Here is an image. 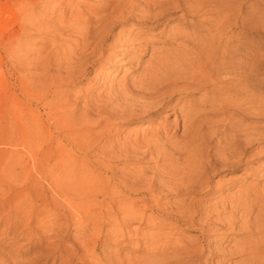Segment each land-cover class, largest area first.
I'll return each instance as SVG.
<instances>
[{"label": "rangeland", "instance_id": "1", "mask_svg": "<svg viewBox=\"0 0 264 264\" xmlns=\"http://www.w3.org/2000/svg\"><path fill=\"white\" fill-rule=\"evenodd\" d=\"M136 1L96 61L67 24L112 0H0V204L20 211L0 205L3 264H264V0H176L185 10L162 15V0ZM207 152L210 174L195 173ZM60 157L108 180L109 195L74 198L96 203L81 225L49 183ZM120 201L143 215L120 224Z\"/></svg>", "mask_w": 264, "mask_h": 264}, {"label": "bare ground", "instance_id": "2", "mask_svg": "<svg viewBox=\"0 0 264 264\" xmlns=\"http://www.w3.org/2000/svg\"><path fill=\"white\" fill-rule=\"evenodd\" d=\"M115 2V4H111V3H109V4H106V6H111L110 8V11L108 12V13H106V14H103V15H96L95 16V19L93 20V21H90V23L89 22H87L86 21V19H84V17H82V19L81 20H83V21H78V20H75V21H70L71 22V24H67V27L68 26H70V25H72L71 27H73L74 29H73V33H77L78 34V36L81 38V43H82V50H84V56H86V55H92V56H89V57H91V58H93L94 60H99L98 58L99 57H101L102 56V52H99L98 54H95V56L93 57V55H94V53H95V51H97L98 49H100L102 46H104L105 44H104V42L107 40V39H109L110 37H111V35H110V30H111V28H112V26L113 25H115V23H120V22H118V20H120V21H123V20H125V19H127L128 18V16H130L132 13H133V9H135L134 7H135V5L137 4V1L136 0H112V3H114ZM191 5V4H190ZM192 7V6H191ZM190 7V8H191ZM201 7V6H200ZM153 8H154V11H156V13L157 14H159V15H162L163 14V12H166V11H173L174 9H176V10H178V9H183V10H185L184 8H182V4H178L177 3V1L176 0H162V2H160V3H157V4H154L153 5ZM189 8V9H190ZM130 9V10H129ZM201 9V8H200ZM98 10V9H97ZM191 10H193L192 8H191ZM102 11H104V9L102 10ZM190 11V10H189ZM197 13V12H196ZM81 17V16H80ZM62 22V21H61ZM69 22V21H68ZM65 23V22H64ZM65 25V24H64ZM66 27V26H65ZM90 29H94L93 31H90ZM120 31H122V30H120ZM75 33V34H76ZM130 34H131V32H130ZM130 34H128L127 36V38L124 40V41H132V40H136V39H134V38H130ZM77 36V37H78ZM118 37H121L119 34L117 35ZM78 40V39H77ZM80 43V42H79ZM104 44V45H103ZM134 44H136L137 45V43H134ZM138 44H140V43H138ZM138 46V45H137ZM133 47H135L134 45H133ZM104 48V47H103ZM203 51V50H202ZM104 52V51H103ZM199 53V52H198ZM163 60H164V58L161 56V57H159L158 58V60L156 61V66H155V68L154 69H159L160 70V68L162 67V65H163ZM167 62V61H166ZM169 63V62H168ZM165 64V63H164ZM179 65H181V63L179 64ZM192 65V64H191ZM172 67V66H171ZM223 67V66H222ZM165 68V67H164ZM168 68V67H167ZM166 68V69H167ZM174 69H175V67H174ZM167 71V70H166ZM165 70L163 71V73L164 72H166ZM175 71V70H174ZM198 71V70H197ZM197 71H195V73L197 72ZM205 71V70H204ZM147 72V71H146ZM150 72V71H149ZM169 72H171V71H169ZM182 72V71H181ZM200 72H201V69H200ZM199 72V73H200ZM218 72V71H217ZM152 73H154V71L152 72ZM199 73H196V74H199ZM181 74V73H180ZM202 74V73H201ZM146 75H148L147 73H146ZM208 75V74H207ZM171 76V75H170ZM176 76V75H175ZM197 76V75H196ZM201 76V75H200ZM199 76V77H200ZM203 76H204V73H203ZM148 77H150V76H148ZM154 77V76H153ZM153 77H151L152 79H153ZM165 77V76H164ZM180 77V76H179ZM186 77V76H185ZM155 78H156V75H155ZM197 78H198V76H197ZM217 78V77H216ZM141 79H142V77H141ZM167 79V78H166ZM171 79V78H170ZM183 79V78H182ZM208 79V78H207ZM214 79V78H213ZM179 80V79H178ZM177 80V81H178ZM197 80V79H196ZM218 80V79H217ZM147 81H148V79H147ZM174 81V80H173ZM181 81V80H180ZM198 81V80H197ZM205 81V80H204ZM141 82V81H140ZM152 82L153 81H151L150 83H151V86H152ZM160 82H161V80H160ZM170 82H171V80H170ZM208 82V81H207ZM223 82V81H222ZM146 83H148V82H146ZM145 83V84H146ZM157 83H159V82H157ZM166 83V82H165ZM173 83V82H172ZM199 83V82H198ZM206 83V82H205ZM214 83V82H213ZM220 83V82H219ZM154 84L156 85V83L154 82ZM179 84V83H178ZM183 84V83H182ZM201 84H203L202 83V81H201ZM162 85V84H161ZM166 85V84H165ZM171 85V84H170ZM209 85H210V83H209ZM214 85V84H213ZM147 86H148V84H147ZM157 86V85H156ZM175 86V85H174ZM182 86V85H181ZM185 86V85H184ZM188 86V85H187ZM191 86V85H190ZM211 86H212V84H211ZM150 87V86H149ZM148 87V88H149ZM161 87V86H160ZM173 87V86H172ZM148 88H144V89H148ZM153 88V87H152ZM157 88V87H156ZM180 88V87H179ZM187 88V87H186ZM160 89V88H159ZM164 89V88H163ZM171 89V88H170ZM177 89V88H176ZM185 89V88H184ZM141 90V89H140ZM183 90V89H182ZM209 90H211V89H209ZM54 91V90H53ZM157 91H158V89H157ZM58 92H59V90H55L54 91V95H56V94H58ZM164 92H166V91H164ZM168 92H169V94H172L171 93V91H169L168 90ZM153 93V92H152ZM151 93V94H152ZM156 93V92H155ZM41 94V93H40ZM154 94V93H153ZM41 96H43V95H41ZM44 98V97H43ZM221 100H222V98H221ZM218 101H220V100H218ZM214 102H215V100H214ZM134 103V102H133ZM222 103H220L219 105H221ZM223 105V104H222ZM225 105V104H224ZM223 105V106H224ZM65 106V105H64ZM66 106H68V105H66ZM213 106V105H212ZM222 107V106H221ZM185 108V107H184ZM224 108V107H223ZM67 109V108H66ZM182 109V108H181ZM218 109H220V108H218ZM186 111H187V109H186ZM198 111V110H197ZM182 113V112H181ZM185 113V112H184ZM188 113H189V111H188ZM195 113V112H194ZM183 114V113H182ZM203 114V113H202ZM196 115H197V113H196ZM90 116V115H89ZM220 116V115H219ZM218 116V117H219ZM224 116V115H223ZM99 117V116H98ZM231 118V117H230ZM195 119V118H194ZM221 119H223V118H221ZM87 120V119H86ZM187 120V119H186ZM191 120V119H190ZM189 120V121H190ZM192 120H193V117H192ZM191 120V121H192ZM201 120V119H200ZM218 120V119H217ZM216 120V121H217ZM83 121V120H82ZM166 120H164V122H165ZM183 121V120H182ZM188 121V122H189ZM190 121V122H191ZM213 121V120H212ZM233 121V120H232ZM74 122V121H73ZM72 122V120H71V123H73ZM189 122V123H190ZM68 123V122H67ZM69 123H70V119H69ZM68 123V124H69ZM83 123V122H82ZM188 123V124H189ZM193 123V122H192ZM198 123H199V120H198ZM201 123H202V121H201ZM235 123V122H234ZM74 124V123H73ZM72 124V125H73ZM167 124V123H166ZM187 124V125H188ZM214 124V123H213ZM216 124H220V122L219 123H216ZM250 124V123H249ZM82 125H84V124H82ZM162 125V124H161ZM160 125V126H161ZM215 125V124H214ZM58 126V125H57ZM75 126V125H74ZM164 126V125H163ZM163 126H162V128H163ZM192 126V125H191ZM80 128H81V126H80ZM158 128H159V126H158ZM165 128H166V126H165ZM253 128H254V126H253ZM161 129V128H160ZM62 129H60V131H61ZM162 130H164V129H162ZM166 130V129H165ZM164 130V131H165ZM168 130V129H167ZM186 130H188V128L186 129ZM182 131H184V129L182 130ZM159 132H161V131H159ZM184 132H186V131H184ZM215 132V131H214ZM164 133V132H163ZM167 133H168V131H167ZM254 133V132H253ZM150 134V133H149ZM160 134H162V133H160ZM250 134V133H249ZM159 135V134H158ZM198 135V134H197ZM150 136H151V134H150ZM150 136H149V139H148V141H155L157 138H159L160 136H153V134H152V138L150 139ZM192 136V135H191ZM193 136H195V135H193ZM226 136V135H225ZM245 136V135H244ZM144 137V139H146L147 137L146 136H143ZM146 137V138H145ZM189 137V136H188ZM247 139L249 138L248 136L246 137ZM192 139L194 140V138L192 137ZM196 139V138H195ZM140 140V139H139ZM139 140L137 139V141H138V143H139ZM158 140V139H157ZM172 140V139H171ZM170 140V141H171ZM175 140V139H174ZM226 140V139H225ZM135 141V140H134ZM147 141V140H146ZM162 141V140H161ZM173 141V140H172ZM192 141V140H191ZM197 141V140H196ZM142 142V141H141ZM151 142V143H152ZM206 142V141H205ZM211 142V141H210ZM216 142V141H215ZM219 142V141H218ZM221 142L222 141H220V144H221ZM228 142V141H227ZM233 142V141H232ZM235 142V141H234ZM241 142V141H240ZM136 143V142H135ZM146 143V142H145ZM149 143V142H148ZM150 143V144H151ZM155 143V142H154ZM154 143H153V145L152 146H154ZM207 143V142H206ZM231 142H229L227 145L229 146V144H230ZM238 143H239V141H238ZM243 143V142H242ZM246 143V142H245ZM248 143H251V141H249ZM140 144V143H139ZM138 144V145H139ZM161 144V143H160ZM197 144V146H198V143H195V145ZM200 145H201V142L199 143ZM205 144V143H204ZM210 144V143H209ZM214 144V143H213ZM219 144V143H218ZM236 144V143H235ZM234 144V146H236ZM241 144V143H240ZM244 144V143H243ZM155 145H156V143H155ZM170 145V144H169ZM202 145H203V142H202ZM216 145V144H215ZM247 145H249V144H247ZM137 146V145H136ZM159 146V145H158ZM161 146V145H160ZM176 146V145H175ZM204 146V145H203ZM208 146V145H207ZM212 146H214V145H212ZM218 146V145H217ZM216 146V147H217ZM231 146H232V144H231ZM246 146V145H245ZM192 147V146H191ZM196 147V146H195ZM205 148H206V146H204ZM221 147V146H220ZM150 148V147H149ZM163 148V147H162ZM161 148V150H163ZM173 148V147H172ZM180 149V146H178L177 147V149ZM193 148H194V146H193ZM192 148V149H193ZM199 148V147H198ZM211 148H213V147H211ZM232 148V147H231ZM238 150L237 151H239L240 153H242L241 152V150L243 149H241V145H237V147H236ZM136 149V148H135ZM176 149V148H175ZM207 149V148H206ZM224 149H228V153H230L231 154V156L233 157V155H236L235 153H234V151L236 150L235 148V150L234 151H232V150H230V148L228 147V148H224L223 147V150ZM240 149V150H239ZM174 150V149H173ZM201 150H202V146H201ZM205 149H203V151H204ZM207 150H209V149H207ZM217 150V149H216ZM245 150V149H244ZM150 151V150H149ZM153 151V150H152ZM151 151V152H152ZM166 151V150H165ZM165 151H163L164 153H165ZM177 151V150H176ZM178 151H180V150H178ZM189 151V150H188ZM196 151H198V150H196ZM213 151H214V148H213ZM212 151V152H213ZM218 151H220L221 152V150H218ZM170 152V151H169ZM169 152H166L167 154L169 153ZM174 152V151H173ZM173 152H172V154H173ZM200 152V149H199V151H198V154H200V156L202 155L201 154V152ZM211 152V153H212ZM214 152H217V151H214ZM224 152H225V150H224ZM127 153V152H126ZM154 153V152H153ZM152 153V154H153ZM166 153H165V155H166ZM171 153V152H170ZM170 153H169V155H170ZM203 153V152H202ZM204 153H205V151H204ZM156 154V153H155ZM158 154V153H157ZM176 154V153H175ZM225 154V153H224ZM160 155V154H159ZM164 155V154H163ZM174 155V154H173ZM172 155V156H173ZM188 155L190 156V154L188 153ZM220 155L221 154H218V157H219V159H221L220 158ZM243 155V154H242ZM166 156H168V155H166ZM187 155H185V157H186ZM188 156V157H189ZM192 156V155H191ZM198 156V155H197ZM211 156H212V158L213 159H211ZM230 156V157H231ZM188 157H186L187 159H189ZM193 157V156H192ZM203 157V156H202ZM206 157H207V161L206 162H204L202 159H200V164L198 163V165H196V166H194V168H193V171L195 172V173H204V174H208V172L212 169V168H210V166L212 165V163H214L213 161H215L216 162V159H214V155H208V152H207V155H206ZM221 157H222V155H221ZM227 157V156H226ZM239 157H241V156H239ZM164 158H165V156H164ZM168 158V157H167ZM172 158V157H171ZM184 158V157H183ZM186 158H184V161L185 160H187ZM195 157H193V159H194ZM198 158V157H197ZM229 158V157H228ZM233 158H235V156L233 157ZM193 159H192V161H193ZM210 159H211V161H210ZM232 159V158H231ZM60 160V161H59ZM170 160V159H169ZM201 160L203 161V163H201ZM233 160V159H232ZM235 160V159H234ZM241 160H242V158H241ZM183 161V162H184ZM188 162H189V160H188ZM195 162V161H194ZM197 162H199V160L197 161ZM48 163V162H47ZM168 163H169V161H168ZM190 163V162H189ZM196 163V162H195ZM194 163V164H195ZM218 163V162H217ZM57 165H60V169H61V172L65 175V177H60V176H58V175H54V178H53V175H52V177H50V180H49V183L52 185V184H54L55 183V181H59V183L60 184H58L56 187L57 188H59V189H61V188H64V195H63V197H64V202H65V204H64V208H65V210L67 211H65L67 214H69V216H71V215H73V217H74V219L77 221V223L79 224V225H81L82 224V218H84V219H86V217H90V216H88V213H89V209H92V207L94 206V204H96V203H94V201L93 200H88V201H86L85 202V204H81V205H78L77 203H76V200L74 201V198H78V199H83V198H86V197H88V198H95V197H97V196H99V195H106L107 193H108V187H107V183H108V180H106V177L103 175H101V174H98V176H95V177H92L91 176V174H92V172L91 171H93V169L92 170H79V172L76 170V167H75V163H72V162H70L68 159H63L62 157H60V159H58V160H55L54 161V163L52 164V166L53 167H55V166H57ZM173 165H175V164H173ZM215 165V164H214ZM45 166V165H44ZM170 166H171V163H170ZM190 166H191V164H190ZM193 166V165H192ZM191 166V167H192ZM52 167V168H53ZM43 168H45V167H43ZM176 168V167H175ZM178 168V167H177ZM51 169V168H50ZM50 169H48V171L50 170ZM190 169V168H189ZM42 170V169H41ZM75 170H76V172H78V174L75 172ZM96 170V169H95ZM173 170V169H172ZM42 172V171H41ZM192 172V171H191ZM211 172V171H210ZM210 172H209V174H210ZM79 173H80V175H79ZM187 173V172H186ZM189 173H190V171H189ZM96 174V173H95ZM188 174V173H187ZM203 174V175H204ZM93 175V174H92ZM181 175V174H180ZM94 176V175H93ZM189 176H191V175H189ZM196 176V175H195ZM197 176H198V174H197ZM208 176V175H207ZM210 176V175H209ZM206 177V176H205ZM178 178H180V177H178ZM189 178V177H188ZM198 178H200V177H198ZM197 178V179H198ZM163 179V178H162ZM162 179H160L161 181H162ZM165 179H167V177L165 178ZM169 179V178H168ZM167 179V180H168ZM184 179V178H183ZM194 179V178H193ZM203 179V178H202ZM206 179V178H205ZM72 181L71 183H72V187H70V186H68V185H65L68 181ZM105 180H106V182H105ZM181 180V179H180ZM192 180V179H191ZM191 180H187L188 181V183L191 181ZM196 180V179H195ZM194 180V181H195ZM178 181V180H177ZM183 181V180H182ZM186 181V182H187ZM167 182V181H166ZM173 182H174V180H173ZM172 182V183H173ZM180 182V181H179ZM186 182L185 183H183V184H186ZM203 182V181H202ZM168 183V182H167ZM167 183H164V184H167ZM175 183H176V181H175ZM178 183V182H177ZM193 183V182H192ZM209 183V182H208ZM183 184H181L180 185V187L183 185ZM200 184H202L201 182H200ZM207 184V183H206ZM47 185V184H46ZM172 185V184H171ZM171 185H169L170 187H171ZM175 185V184H174ZM173 185V186H174ZM194 185V184H193ZM65 186V187H64ZM165 186V185H164ZM184 186V185H183ZM182 186V187H183ZM188 186H190L191 187V185H186V187H188ZM198 186V185H197ZM209 186V185H208ZM179 187V186H178ZM181 187V188H182ZM202 187H205V185H204V183H203V186ZM56 188V189H57ZM199 188V187H198ZM207 188V187H206ZM105 189H106V193L105 194H103L104 192H105ZM150 189H152L151 187H150ZM176 189H177V187H176ZM179 189V188H178ZM188 189V188H187ZM187 189H183L184 191H186ZM195 189V188H194ZM197 189V188H196ZM195 189V190H196ZM209 189V188H208ZM79 190V191H78ZM193 190V189H192ZM201 190V189H200ZM77 191V192H76ZM213 191V190H212ZM71 192H76V193H74V194H70ZM197 192V191H196ZM202 192H203V190H202ZM207 192V191H206ZM182 193V192H181ZM187 193V192H186ZM212 193V192H211ZM178 194V193H177ZM202 194V193H201ZM206 194H208V193H206ZM107 195H109V194H107ZM111 195V194H110ZM194 195V194H193ZM203 195V194H202ZM226 195V194H225ZM225 195L223 196V197H225ZM230 195V194H229ZM192 196V195H191ZM196 196V195H195ZM200 197H201V195H199ZM218 196V195H217ZM222 196V195H221ZM231 196V195H230ZM245 196V195H244ZM193 197V196H192ZM197 197V196H196ZM200 197H198V198H200ZM227 197H229V196H227ZM191 198V197H190ZM234 198V197H233ZM235 199V198H234ZM104 200V199H103ZM108 200H110V199H108ZM113 200V199H112ZM123 201V200H122ZM122 201H120L118 204H119V207H117V209H119V211L121 210L122 211V214H123V217H122V220H121V218H120V220H121V222H120V224H124L125 223V225H126V221L128 222V220H124V219H126L125 217H127V216H130V217H132L131 219H133V216H134V218H136V216H142L143 215V213H140L141 211H139L138 210V207H136L137 209H133V210H125V208H126V206H127V204H125L124 202H122ZM126 201V200H125ZM184 201V200H183ZM108 202V201H107ZM106 201H104L103 203H107ZM185 202H187V201H185ZM189 202V201H188ZM103 203H101L102 205H103ZM109 203V202H108ZM114 203H115V201H114ZM191 203V202H190ZM1 205V204H0ZM116 206V205H115ZM184 206V205H183ZM248 206V205H247ZM1 207L3 208V209H5V210H7V213H6V215L4 216V218L5 219H7V220H13L12 219V217L15 215L13 212H15L16 211V214L17 213H19L20 211H18V210H16V209H14V210H12L11 208H9V206L8 205H1ZM109 207H111V209H112V207L113 206H109ZM159 207V206H158ZM250 207V206H249ZM128 208V207H127ZM88 209V210H87ZM129 209H132L131 208V206H130V208ZM202 209V208H201ZM244 209V208H243ZM87 210V211H86ZM114 210V209H113ZM207 211V210H206ZM106 212H108V211H106ZM178 212V211H177ZM182 213V212H181ZM180 213V214H181ZM3 214V213H2ZM111 215H113V211L111 212ZM106 216L107 217H110V212L109 213H106ZM181 216L182 217H184V215L183 214H181ZM191 216V215H190ZM76 217H77V219H76ZM2 218H3V216H2ZM88 218H87V220H88ZM108 219V218H107ZM110 219V218H109ZM108 219V220H109ZM90 220V219H89ZM101 220V219H100ZM103 221H104V219H103ZM102 221V222H103ZM110 221V220H109ZM119 221V220H118ZM185 222H187L186 220H184ZM90 222H97V221H95V220H92V221H90ZM100 221H98V223H99ZM106 222H108V221H106ZM84 223V222H83ZM87 224V223H86ZM41 225H43V224H41ZM41 225H39V226H41ZM258 227V226H257ZM204 229V228H203ZM50 230H52V229H50ZM118 230V229H117ZM255 231V230H254ZM259 231V230H258ZM119 232V231H118ZM262 233V232H261ZM7 244H8V242H7ZM249 248V247H248ZM183 249H184V247H183ZM243 249V248H242ZM246 250V249H245ZM11 251V250H10ZM251 251V250H250ZM195 253V252H194ZM247 253V252H246ZM4 254H8V252L7 253H4ZM195 255V254H194ZM4 255H0V258L2 259V261L4 260ZM2 261L0 260V263L1 264H3L2 263ZM22 264H24V263H22ZM26 264V263H25Z\"/></svg>", "mask_w": 264, "mask_h": 264}]
</instances>
